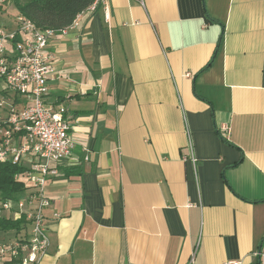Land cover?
<instances>
[{
	"label": "crops",
	"instance_id": "obj_1",
	"mask_svg": "<svg viewBox=\"0 0 264 264\" xmlns=\"http://www.w3.org/2000/svg\"><path fill=\"white\" fill-rule=\"evenodd\" d=\"M47 50L74 146L40 264H258L264 0H108Z\"/></svg>",
	"mask_w": 264,
	"mask_h": 264
},
{
	"label": "built area",
	"instance_id": "obj_2",
	"mask_svg": "<svg viewBox=\"0 0 264 264\" xmlns=\"http://www.w3.org/2000/svg\"><path fill=\"white\" fill-rule=\"evenodd\" d=\"M107 5L108 0H93L69 25L41 29L22 14L6 19L8 10L0 0V162L24 168L15 179L25 185L15 198L0 195V219L19 223L18 228L0 231V264H40L50 244L44 188L74 146L67 108L46 101L54 62L48 41L76 29L86 12L100 7L107 11ZM217 130L228 140V123ZM253 255L264 264L261 252Z\"/></svg>",
	"mask_w": 264,
	"mask_h": 264
},
{
	"label": "trees",
	"instance_id": "obj_3",
	"mask_svg": "<svg viewBox=\"0 0 264 264\" xmlns=\"http://www.w3.org/2000/svg\"><path fill=\"white\" fill-rule=\"evenodd\" d=\"M15 8L38 28L60 29L71 23L75 16L85 10L93 0H11ZM217 134L224 139L217 130ZM24 168L10 162H0V195L15 198L25 190L24 183L15 179V175ZM66 174L77 173L76 168L66 170ZM19 227L16 221L0 219V231ZM257 264V262H256Z\"/></svg>",
	"mask_w": 264,
	"mask_h": 264
},
{
	"label": "rangeland",
	"instance_id": "obj_4",
	"mask_svg": "<svg viewBox=\"0 0 264 264\" xmlns=\"http://www.w3.org/2000/svg\"><path fill=\"white\" fill-rule=\"evenodd\" d=\"M3 6H5L8 10L7 14L5 15L6 19L12 20L15 15L19 14V11L15 8L11 0H3Z\"/></svg>",
	"mask_w": 264,
	"mask_h": 264
}]
</instances>
